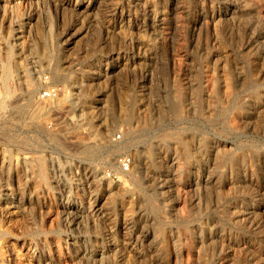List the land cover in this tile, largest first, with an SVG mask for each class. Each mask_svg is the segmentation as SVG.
I'll use <instances>...</instances> for the list:
<instances>
[{
    "label": "rangeland",
    "instance_id": "1",
    "mask_svg": "<svg viewBox=\"0 0 264 264\" xmlns=\"http://www.w3.org/2000/svg\"><path fill=\"white\" fill-rule=\"evenodd\" d=\"M9 64L0 264H264V0H0Z\"/></svg>",
    "mask_w": 264,
    "mask_h": 264
},
{
    "label": "bare ground",
    "instance_id": "2",
    "mask_svg": "<svg viewBox=\"0 0 264 264\" xmlns=\"http://www.w3.org/2000/svg\"><path fill=\"white\" fill-rule=\"evenodd\" d=\"M229 8H231V6L229 7ZM154 11V10H153ZM158 11H159V9H158ZM167 12V11H166ZM159 14H160V12H158ZM163 13V12H162ZM166 14V13H165ZM214 16H213V18L216 16V14H215V12H214V14H213ZM156 16V15H155ZM232 16H233V14H232ZM157 18V17H156ZM155 18V19H156ZM167 19V18H166ZM217 20V19H216ZM217 23V22H216ZM14 53V52H13ZM58 68V67H57ZM61 70V69H60ZM58 71V70H57ZM12 73H13V70H12V67H11V65L9 64L8 66H5L4 67V69H3V78L2 79H0L1 80V82L3 83V86H4V92H3V90H0V108L1 107H3L4 105H5V103H6V97H8V95H10L11 94V89L9 88L10 86L7 84V81L9 80V78L11 79V77H12ZM27 73V72H26ZM32 80V79H31ZM218 85V84H217ZM219 86V85H218ZM12 88V87H11ZM219 88V87H218ZM217 88V89H218ZM1 89V88H0ZM216 89V90H217ZM215 90V91H216ZM217 92V91H216ZM218 93V92H217ZM62 96V95H61ZM218 96H219V94H218ZM41 97V96H40ZM42 98V97H41ZM215 98H216V96H215ZM214 98V99H215ZM34 99V98H33ZM42 99H45L44 97L42 98ZM47 99V98H46ZM49 99V101H45V102H43L44 100H42V101H38L37 100V103L35 104L36 106H35V114H34V116L37 114V112L38 113H41V112H43V111H50L51 109H52V107H53V105H52V103L54 104V101L56 102H58L60 99H62V97H60L59 95L58 96H56L55 98H48ZM63 99H64V96H63ZM28 100H30V102H31V99H29L28 98ZM216 100V99H215ZM222 100V99H221ZM8 102V101H7ZM30 102L28 103V105L30 104ZM56 102V103H57ZM213 102V101H212ZM215 102V101H214ZM218 102V101H217ZM31 104H32V102H31ZM209 104V103H208ZM224 104H226V102L224 103ZM58 105V104H57ZM19 106V105H18ZM17 105H16V107H18ZM23 106V105H22ZM21 106V107H22ZM56 106V105H55ZM54 106V107H55ZM7 107V106H6ZM15 107V108H16ZM13 108V107H12ZM22 109H23V107H22ZM18 112H20V110H18ZM23 113V112H22ZM33 113V112H32ZM48 113V112H47ZM90 113V116H92L91 114H92V112H89ZM94 114V113H93ZM30 115H32V114H30ZM38 116V115H37ZM31 117V116H30ZM94 117V116H93ZM34 118V117H33ZM35 118H36V116H35ZM185 119V118H184ZM137 124V123H136ZM103 131V130H102ZM108 132V131H107ZM102 138V137H101ZM107 139V138H106ZM220 150V149H219ZM117 151V150H116ZM223 152V151H222ZM142 155H140V159L142 160ZM41 161H42V159H40ZM234 160V159H233ZM232 160V161H233ZM44 163V162H43ZM41 164H42V162H41ZM121 169V168H120ZM42 170V169H41ZM122 170V169H121ZM110 182V181H109ZM109 185H111V184H109ZM120 185V184H119ZM12 186V185H11ZM113 186V185H112ZM134 187V186H133ZM114 188V187H113ZM112 189V188H111ZM110 190V189H109ZM131 190V189H130ZM2 199V198H1ZM13 199H14V197H13ZM15 200V199H14ZM254 201V200H253ZM15 201H13L12 203H14ZM17 204V206H18V204L19 203H16ZM98 205V203H97V199L95 198L94 200H93V202L91 203V208L92 209H94V212H93V215H96V216H99L100 215V213H101V209L100 208H98V207H96ZM14 206H16V205H14ZM252 208V207H251ZM253 210V209H252ZM63 212H64V214L66 215L65 216V219L66 220H68V221H72L73 220V218H72V215H73V209H72V204H71V202L70 201H68V202H66V204L63 206ZM203 240V239H202Z\"/></svg>",
    "mask_w": 264,
    "mask_h": 264
},
{
    "label": "built area",
    "instance_id": "3",
    "mask_svg": "<svg viewBox=\"0 0 264 264\" xmlns=\"http://www.w3.org/2000/svg\"><path fill=\"white\" fill-rule=\"evenodd\" d=\"M60 93V88L52 84L48 85L40 94L43 98H55ZM132 164V159L130 156H126L121 159V166L123 169H129Z\"/></svg>",
    "mask_w": 264,
    "mask_h": 264
}]
</instances>
